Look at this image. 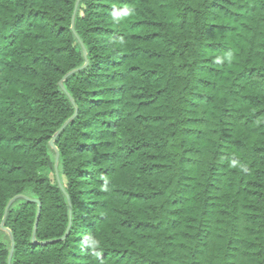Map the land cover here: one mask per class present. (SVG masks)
I'll return each instance as SVG.
<instances>
[{
    "label": "trees",
    "instance_id": "1",
    "mask_svg": "<svg viewBox=\"0 0 264 264\" xmlns=\"http://www.w3.org/2000/svg\"><path fill=\"white\" fill-rule=\"evenodd\" d=\"M76 2L0 0V264H264V0Z\"/></svg>",
    "mask_w": 264,
    "mask_h": 264
},
{
    "label": "water",
    "instance_id": "2",
    "mask_svg": "<svg viewBox=\"0 0 264 264\" xmlns=\"http://www.w3.org/2000/svg\"><path fill=\"white\" fill-rule=\"evenodd\" d=\"M80 0H77L76 4H75V8H74V12H73V16H72V25L74 23V17H75V14H76V11H77V7H78V3H79ZM72 72L66 74L63 79L67 78ZM62 81H60V84H61ZM72 118L68 119L64 124L63 126L60 128L59 131L56 132V134L52 137V139L50 140L49 144L50 146L55 149L54 145H53V142L55 140V138L57 137V135L67 126V124L71 121ZM57 163H58V156L56 157V163H55V169H56V174H57ZM14 200V199H13ZM13 200H10V202L8 203V206L5 210V215H6V212H7V209L8 207L11 205V203L13 202ZM39 211H40V206L38 205V214H37V220H38V217H39ZM37 222V221H36ZM3 224V222H2ZM68 230H69V227L65 233V235L62 237V239H65V237L67 236L68 234ZM35 240V231L33 232V241ZM11 255H12V251L10 252V255H9V258H8V261H10L11 259Z\"/></svg>",
    "mask_w": 264,
    "mask_h": 264
}]
</instances>
